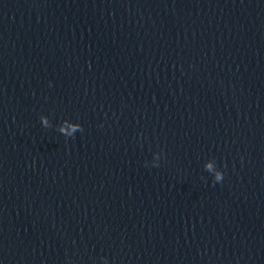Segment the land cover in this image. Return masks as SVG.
<instances>
[{
  "label": "water",
  "instance_id": "obj_1",
  "mask_svg": "<svg viewBox=\"0 0 264 264\" xmlns=\"http://www.w3.org/2000/svg\"><path fill=\"white\" fill-rule=\"evenodd\" d=\"M105 259L264 264V0H0V264Z\"/></svg>",
  "mask_w": 264,
  "mask_h": 264
},
{
  "label": "clouds",
  "instance_id": "obj_2",
  "mask_svg": "<svg viewBox=\"0 0 264 264\" xmlns=\"http://www.w3.org/2000/svg\"><path fill=\"white\" fill-rule=\"evenodd\" d=\"M224 179V173L223 171H218L215 174V180L217 183L221 182ZM104 264H107V260L105 259Z\"/></svg>",
  "mask_w": 264,
  "mask_h": 264
}]
</instances>
